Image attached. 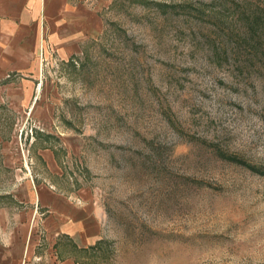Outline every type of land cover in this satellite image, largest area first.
I'll use <instances>...</instances> for the list:
<instances>
[{"label":"rangeland","instance_id":"obj_1","mask_svg":"<svg viewBox=\"0 0 264 264\" xmlns=\"http://www.w3.org/2000/svg\"><path fill=\"white\" fill-rule=\"evenodd\" d=\"M44 1L0 13L18 30L0 39V80L18 73L0 86V264H264V55L242 73L252 54L235 48L249 23L237 12L261 0ZM40 182L75 205L92 196L78 217L102 243L78 263L56 229L90 224L38 206Z\"/></svg>","mask_w":264,"mask_h":264},{"label":"crops","instance_id":"obj_2","mask_svg":"<svg viewBox=\"0 0 264 264\" xmlns=\"http://www.w3.org/2000/svg\"><path fill=\"white\" fill-rule=\"evenodd\" d=\"M26 0H2L1 6H0V13L5 12L7 15L8 14H13L18 11V6L21 3H25ZM46 3V0L44 1V4ZM16 8V9H15ZM44 13V18L45 20H50L51 19V13L49 10L43 11ZM24 27H27L24 25ZM15 27L13 25H1L0 26V39L1 37L5 36H13L14 38L17 37L18 30L14 29ZM79 30H82L84 32V28L81 27ZM90 43H92L91 40L88 42L83 43L82 45V54L87 50L88 46H90ZM77 57V55H73L70 59H74ZM7 77L2 80H0V86H5L8 84L13 83V76L18 75L16 71L10 70L5 76ZM41 162L42 165H44L45 169L50 172L52 175H54L56 178H59L60 175V168L58 164V154L56 152V149H50V148H40L38 150V157H37ZM27 188H30L29 183H25ZM38 188H36V195H34L33 200L37 202V204L41 203V206L44 209H51L52 212L56 213L57 215L59 214V217L64 219V220H72L75 218V221L80 224L82 221L88 220V224H90L88 227L84 228L83 226L81 228H76V227H58L56 229V237H57V242L54 245V249L56 252H60L61 248H63V240H66L67 243H69L71 249L70 251L74 252V255H71L68 257V259L74 258L75 263L77 262V254H79V249L83 248H89L91 246H95L100 240H97L95 243H91V240L94 239L95 237L98 236V226L96 222L93 219V217H90L88 215H83L82 218L79 219L78 214L79 212H86L88 211L89 208V201H91V195L89 193L84 192V191H78L77 195L75 196V200L79 202V205H75L74 203L72 204L66 199H62L60 197V194L56 192L55 189V184L54 183H43L40 182L38 184ZM39 189V190H38ZM85 202V204H82V202ZM81 203V204H80ZM38 204V206H39ZM85 205V208L82 209L83 206ZM63 206V207H62ZM62 207V209H61ZM54 208V209H53ZM87 213V212H86ZM92 223V224H91ZM87 224V225H88ZM83 225V224H81ZM79 233V235L83 236V239L81 240L82 242L86 243L85 246H80L78 243L73 239L75 238L76 234ZM94 237V238H93ZM76 239V238H75ZM98 239V238H97ZM66 259V258H64Z\"/></svg>","mask_w":264,"mask_h":264},{"label":"trees","instance_id":"obj_3","mask_svg":"<svg viewBox=\"0 0 264 264\" xmlns=\"http://www.w3.org/2000/svg\"><path fill=\"white\" fill-rule=\"evenodd\" d=\"M158 6L160 7L161 11L165 12V14H170L171 12L173 13V11H176L175 7L172 6H168V5H158ZM186 11L188 13H186ZM239 11L241 12V10ZM239 11L237 12V14H242L241 16L243 18L248 16L249 23L246 30L247 32L246 36L240 37V40L236 43L237 45L235 44L236 46L235 48L237 51H244L245 49L249 48L252 54V58L246 61L239 69L243 73L244 71L250 70V68H252V63L255 62L254 60L259 56V53L262 54V56L264 55V52H262L264 51V0H261V3L258 4L255 3L252 9L253 12L251 13H248L245 9L243 10V13H240ZM183 13L188 15L191 14V11L184 10ZM249 37H251L253 41L256 40L255 41L256 44L252 41L254 44L250 45L249 44L250 41H247L250 40ZM257 39H259V41H257ZM228 40L230 42L229 38ZM229 42L224 41V39L223 40L221 39L218 43L217 41L213 42L212 54L215 58H217L218 61L220 60L219 61L220 64H222V62L225 59L228 60V51L231 44V43L229 44ZM204 144L208 146L213 151V153L216 154L217 157L222 161L238 164L250 170H253L258 174H263V172L260 171L257 167L249 164L247 161H245L238 155L231 154L228 151H225L219 145L215 143H207V142H204ZM45 148H51V147H45ZM101 243L102 240L99 241L95 246L79 249L78 252L87 253L89 251L95 250L98 248V246L101 245Z\"/></svg>","mask_w":264,"mask_h":264}]
</instances>
